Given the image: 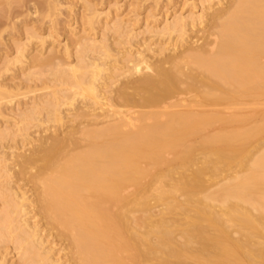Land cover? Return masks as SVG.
<instances>
[{
    "label": "bare ground",
    "instance_id": "6f19581e",
    "mask_svg": "<svg viewBox=\"0 0 264 264\" xmlns=\"http://www.w3.org/2000/svg\"><path fill=\"white\" fill-rule=\"evenodd\" d=\"M160 1V27L84 1L62 46L27 25L2 54L0 74L21 68L0 80V264H264V0Z\"/></svg>",
    "mask_w": 264,
    "mask_h": 264
},
{
    "label": "rangeland",
    "instance_id": "374dc122",
    "mask_svg": "<svg viewBox=\"0 0 264 264\" xmlns=\"http://www.w3.org/2000/svg\"><path fill=\"white\" fill-rule=\"evenodd\" d=\"M9 1H13V0H9ZM9 1H8V2H9ZM14 1H17V2H16L17 4H16L15 2H13V3H12V2H9V4H10L9 6L11 7V9H13V11L16 10L17 12H19V13H18L19 15L22 13V14L20 15V16H22V17L19 16V18L16 19V20H18V23H17V25H16L18 28H17L16 26L13 27V26H11V25H10L11 27H10V26L7 27V24H8V23H6V25H5L6 27H5V26L3 27V26L1 25L2 27L0 28V41H1V42H0V58H1V60H0V61H1V62H0V69H1V67H3V64H2L3 61H2V60H4V58H5L4 55L7 56V54L10 53V54H8V56L11 55L10 58L15 57V53H14V52H15V47L13 46V43H15L16 41H14V39L17 40L18 35H20V34H22L23 32H25L24 30H26L28 27H32V29H33V27H34V29H35V26H36V27L38 28L37 30H38V31L40 32V34L43 35V36L46 35V34L48 33L46 30H47V28H48L49 26L54 27V28H52V31L50 30V27L48 28V30H49V32H51L52 34H54V32H55L54 29L56 30V32H55V34H54L55 37H54V35H53V38H55V41H56V42H55V46H56V47H57V44H58V45L64 44V40H63V39H64L65 36H67V35L70 36V33H68V32H69L68 29H69L71 32H72L73 30H74L73 32H75V31H77V30H78V32H79V29H80V30L82 29L81 27L84 26V27L86 28V26H85L86 24H85L84 21H82V20H81V21H78V20H80V19H83L82 16H81V18H80V14H82L81 11L84 10V7H83V6H84V3H85V2H89V4L96 5V8L98 7V8H99L98 10H100L101 12L103 11L104 13H105V12L111 7L110 9L112 10L111 12H112L113 14H112V13H110V14H112V15H113L115 18H117V19H118V18H120L121 20L124 19V20H123L124 27H126V29H133V28H134V30H133L134 32H135V31L140 32V30H144V29L147 27V26H146V23H144V22H146V20L148 21V22H147V25H148V24L150 25V23H153L154 20L152 19V17L149 16V15H147V14L152 15V14L154 13V15H155V12H154V10H153V8H155V5H154V7H153V4H154L155 0H59L60 2L64 3L65 6L62 8V9H63V10H62V13H63V14L61 13V15L57 16V21H59V23L57 24V23H54V22H57L56 19H54L55 15L53 16V14H51V12H50V11H52V10H48V9H47L48 6L46 7V4H45V3H46V2H45L46 0H45V1H44V0H28V1L25 0V2H23L24 0H20V2H22V3H20L19 0H14ZM26 1H27V2H26ZM43 1H44V2H43ZM47 1H48V0H47ZM84 1H85V2H84ZM161 1H163V2H162V6H159V7H158V9H159L160 11H161V7H163V5L165 4L164 2H166L167 0H166V1L161 0ZM161 1H160V3H161ZM177 1H178L179 3H178ZM190 1H191V0H190ZM4 2H5V4H4ZM18 2H19V4H20V6H19ZM30 2H31V3H30ZM33 2H34V3H35V2H38V3H35V5H33ZM138 2H139V3H138ZM168 2H169V1H167V3H168ZM175 2H176V4L178 3L177 5H180V6H181L182 4H180V3H182L183 0H176ZM175 2H174V3H175ZM191 2H192V1H191ZM43 3H44V4H43ZM117 3H118V4H117ZM135 3H136V5H133V4H135ZM160 3H159V5H161ZM163 3H164V4H163ZM170 3H171V4H169V3L167 4V6L169 5V7L166 6V8H167V9L169 8V10L172 8L171 10H173L174 7H172V6H173L174 4L172 5L173 2H170ZM189 3H190V2H189ZM15 4H16V5H15ZM21 4H25V5L27 4V6H26L27 8L25 7V5H21ZM66 4H69V5H67L68 7L66 6ZM115 4H116L117 7H118L119 5H120L121 7L118 9V8L115 6ZM14 5H15V6H14ZM31 5H32V6H31ZM37 5H38V6H37ZM165 5H166V4H165ZM165 5H164V6H165ZM9 6L6 7V1H5V0H4V1H3V0H0V7H1L2 9H4V11L7 10V8H10ZM17 6H19V8H18ZM28 6H29V7H28ZM30 6H31V7H30ZM33 6L36 7V9H34ZM133 6H134V7H133ZM135 6H136V7H135ZM170 6H171V7H170ZM180 6H178V7L176 6L177 9H176V8H175V9H176V10H179V7H180ZM4 7H5V8H4ZM20 7H21L22 9H21ZM45 7H46V10L44 9ZM112 7H113L114 9H112ZM149 7H151V8H149ZM1 8H0V10H1V11H0V15L3 16V15H5V12H6V11L4 12ZM28 8H29V9H28ZM30 8H31V9H30ZM166 8H165V9H166ZM187 8H189V7L186 6L185 9L183 8V9H184L183 11H180V10H179V11L185 14V13H187L188 10H189V9H187ZM18 9H19V10H18ZM133 9H134V10H133ZM147 9H150V11H148L149 13L146 14V10H147ZM158 9H157V10H158ZM165 9L163 8V9H162V12L165 11ZM175 9H174V10H175ZM33 10H34V11H33ZM38 10H39V12H38ZM44 10L46 11L45 13H44ZM155 10H156V8H155ZM171 10H170V11H171ZM27 11L29 12L28 14H27ZM32 11H33V12H36V13H37V16H36V13H33ZM69 11H70V14H71V15H72V13H73L74 17L77 16V17H75V18L78 19V20H76V22L78 21L79 24H75L76 22L74 23V20L72 21V18H73L72 16H73V15L71 16V15L69 14ZM152 11H153V12H152ZM160 11H158V13H157V11H156V15L159 14ZM170 11H169V13H168V18H169V19L172 18V17H170ZM179 11H177V13H180ZM2 12H4V13H2ZM20 12H21V13H20ZM23 12H24V13H23ZM74 12H76V13L74 14ZM197 12H198V11H197ZM47 13H48V14H47ZM52 13H53V11H52ZM104 13H103V15H104V16H103V21L105 22V20L107 19V17H106V19L104 20V17H105V14H104ZM32 14H34V15H32ZM40 14H41V15H40ZM137 14H138V16H140V20H139L138 17H136ZM38 15H39V16H38ZM144 15H145V16L147 15L146 17H147L148 19H144V18H143ZM145 16H144V17H145ZM148 16L151 17V18H149ZM0 17H1V16H0ZM52 17H53V18H52ZM110 17H111V16H110ZM114 17H113V18H114ZM135 17L138 18V21H139V22L136 21L137 19L134 20ZM146 17H145V18H146ZM3 18H4V17H3ZM3 18H0V19H3ZM51 18L55 20L53 23L51 22ZM70 18H71V19H70ZM127 18H128V20H127ZM161 18H162V17H160V19H161ZM20 19L23 21V23H22V21L19 22ZM24 19L27 20V21H25L26 23H28V21H29V23L26 24V23L24 22ZM36 19H37L38 21H40V19H44L45 21L42 20L41 23H39ZM69 19H70L71 22H69V24H67ZM108 19H110V20H108ZM108 19H107V21H109L110 24H111V20H113L112 17H111V18H108ZM117 19H115V20H117ZM129 19H130V20H129ZM149 19H150V21H149ZM151 19L153 20L152 22H151ZM154 19H155V18H154ZM160 19H159V21H160V23L162 24L163 21L161 22V20H163V18H162L161 20H160ZM66 20H67V21H66ZM118 20H119V19H118ZM170 20H171V19H170ZM36 21L38 22V25H37V22H36ZM46 21H47V22H46ZM49 21H50V22H49ZM60 21H62V22H60ZM103 21H102V22H103ZM135 21H136L137 23H136ZM44 22H46V23H44ZM82 22L84 23V25H83ZM113 22H114V21H112V24H113ZM19 23H21V24L19 25ZM127 23H128V24H127ZM143 23H144L145 25H144ZM25 24H26V25H25ZM42 24H43V25H42ZM45 24H46V25H45ZM66 24H67V25H66ZM73 24H74V25H73ZM81 24H82V26H81ZM112 24H111V25H112ZM153 24H155V25H151L150 27H152V28H153V26H154V27H155V26H156V27H160L158 22H157V24H156V22L153 23ZM161 24H160V25H161ZM163 24H164V23H163ZM8 25H9V24H8ZM27 25H28V27H27ZM44 25H45L46 28L44 27ZM59 25H60V26H59ZM65 25L67 26V28L65 27ZM69 25H71V27H70ZM77 25H78V26H77ZM79 25H80V26H79ZM98 25L101 26L102 24L99 23ZM98 25H96V26H97L98 31H100L102 28H101L100 26H98ZM149 25H148V26H149ZM19 26H20V27H23V28H21L23 31L19 28ZM24 26H25V27H24ZM39 26L42 27L43 31H40V30H42V29H40L41 27L39 28ZM72 26H73V27H72ZM75 26H76L77 30H75V29H76V28H74ZM129 26H130V27H129ZM84 27H83V28H84ZM150 27H149V28H150ZM24 28H25V29H24ZM44 28H45V30H44ZM16 29H17L18 31H17ZM19 29L21 30V32H20ZM65 29H67V30H65ZM124 29H125V28H124ZM126 29H125V31H126ZM53 31H54V32H53ZM59 31H60V34L58 33ZM66 31H67V34H66ZM101 31H103V30H101ZM19 32H20V33H19ZM78 32H77V33H78ZM45 33H46V34H45ZM56 33H57V35H56ZM90 33H91V32H90ZM98 33H99V32H98ZM98 33H96V35H95V36H96V39H100L101 34H102V32H100L101 34H100V33L98 34ZM111 33H112V31H111ZM111 33L108 32V37H109V38H110V37L112 38V40H110V42H112V41L114 42V40H116L117 42H116L115 44L118 43V44H117L118 47H123V48H121V50H122V49L124 50V48H126L127 44H126V46H125V45H123V44H124V43H123L122 45L119 46V42H118L119 40H118L117 37H116L117 34L114 33V31H113L114 34H111ZM58 34H59V35H58ZM115 34H116V35H115ZM13 35H14V36H13ZM15 35H16V36H15ZM23 35L25 36V34L23 33V34L19 37V39L21 38V40H23V39H22V38H24ZM99 35H100V37H99ZM109 35H110V36H109ZM71 36H72V37H70L71 39L75 38V37L73 36V34H72ZM113 36H114V37H113ZM148 36H149V34H147V37H148ZM1 37H2V38H1ZM67 37H68V36H67ZM144 37L146 38V36H144ZM144 37H142V38L145 39ZM70 38H69V39H70ZM113 38H114V39H113ZM118 38H119V36H118ZM149 38H150V37H149ZM11 39H12V40H11ZM8 40H9V41H8ZM10 40H11V41H10ZM52 40H54V39H52V38H51V39H48L49 42L47 41L45 45L48 46ZM139 40H140V38H139ZM152 40L154 41L155 39H149V41L153 42ZM135 41L137 42L138 40H135ZM6 42L9 43L10 48H9V46L7 47ZM10 44H11V45H10ZM115 44H114V46L117 47V45H115ZM14 45H15V44H14ZM111 45H112V44H111ZM128 45H129V44H128ZM61 46H62V45H61ZM112 46H113V45H112ZM114 46H113V47H114ZM124 46H125V47H124ZM154 46H156V45H154ZM167 46H168V45H167ZM11 47H12L13 49H12ZM56 47H55V49H56ZM129 48H130V46L127 47V49H129ZM134 48H136V47L134 46ZM7 49H9V51H8ZM57 49H58V48H57ZM57 49H56V50H57ZM60 49H61V48H60ZM116 49L118 50V48H116ZM3 50H5L6 52L3 51ZM13 50H14V51H13ZM2 51H3V53H2ZM10 51H11V52H10ZM7 52H8V53H7ZM5 53H6V54H5ZM62 53H63V51H62ZM62 53H61V54H62ZM2 54H4V55H2ZM46 54H47V53H46ZM63 54H64V53H63ZM2 57H3V58H2ZM67 59H68V58H67ZM20 64H21V63H19V62H18V64L16 63V65H18L19 67H18V66H17V67H14L13 71H10L9 73H7V72H3V73H5V74H0V80H4V79H6V80H10V79L12 78V75L17 71V69H18V68H21V65H20ZM16 65H15V66H16ZM1 73H2V72H1ZM15 74H16V73H15ZM44 80H45V78H44ZM39 82H42V81H41V80H40V81H37V84H40ZM37 84L34 85V83H33L34 86H36ZM41 84H42V83H41ZM41 84H40V85H37L36 87H38V86H39V87H38V88L35 87V89L38 90V89H41V87H42V88L45 87V84H44V83H43L42 85H41ZM43 85H44V86H43ZM25 86H26V85H25ZM34 86H33V87H34ZM40 86H41V87H40ZM28 87H29V86L24 87L22 91H23V92L28 91V92H26V93H27L26 96H29L30 98H29V97H26V99H25V97H23V96L20 97L21 99H20V98H15V100L13 101V104H14V103H16V104L18 103V104H19L21 101H24V100L28 102V101L31 100L32 97H33V98H34L35 96L37 97V95H38V97H39L40 94H41V95H42V94H44V95L46 94V93H41V92L44 90V88H43L42 91H40V90H38V92L35 91L37 94H36V93L34 94V91L30 90V87H29V88H28ZM33 90H34V89H33ZM29 91H30V92H29ZM46 91H47V93L49 92L48 89H45L44 92H46ZM32 92H33V93H32ZM34 95H35V96H34ZM23 98H24V99H23ZM28 99H30V100H28ZM25 101H24V103L22 102V103H20V104H22V105L24 104L25 107H26V104H27V103H25ZM261 102H262L263 105H262V106H259V107H261V108H259V109L262 110L261 112L264 113V99H263V101H261ZM24 105H23V107H24ZM246 108H247V107H245V108H243V110H241L242 113L245 112L244 114L241 113L242 115H246L247 113H248V114L250 113V111H251V107H249L250 109H246ZM244 109H246V110H248V111H245ZM235 111H236V110H235ZM237 111H239V110L237 109ZM237 111H236V112H237ZM230 112H231V111H230ZM232 112H234V111L232 110ZM89 120H90V119H88V121H87V120H86V121L89 122ZM101 120H102V119H100V122H102ZM104 120H106V119H104ZM104 120H103V122H105ZM108 120H109V119H108ZM108 120H107V122H108ZM111 120H112V119H111ZM83 121H84V120H83ZM86 121L84 122L85 125L88 124ZM2 122H3V120H2ZM24 122H25V121H24ZM91 122L93 123V121H91ZM91 122H90V123H91ZM95 122H96V121H95ZM95 122H94V123H95ZM103 122H102V123H103ZM107 122H105V124H103V126L109 124V122H108V123H107ZM9 123H10V125H9V124H4L5 127H6V126H10V127H11V122H9ZM69 123H72V122H69ZM94 123L92 124V126H94ZM102 123H101V125H102ZM1 124H2V123H1ZM12 124H13V123H12ZM72 124H76V123L73 122ZM21 125H22V124H21ZM83 125H84V124H83ZM30 126H31V125H30ZM81 126H82V125H81ZM29 128H30V132H31V134L33 133L35 136H36V134L38 135V133H34V131H35L37 128H33L32 126L29 127ZM41 129H43V128H40V131H41ZM52 129L54 130L55 128H52ZM37 130L39 131V129H37ZM28 131H29V130H28ZM42 133L45 134L44 132H42ZM46 133L49 134V131H47ZM58 133H60V132H58ZM34 135H32V136H34ZM32 136H31V137H32ZM7 143L9 144V146H11V145H13L15 142H13V144H12V141H9V142L6 141L5 146L8 145ZM14 145H15V144H14ZM14 145H13V146H14ZM27 147H28V145H27L25 148L28 149L30 146H29L28 148H27ZM1 150H2V148H1ZM5 151L8 152L9 150L6 148ZM170 157L172 158L173 155L170 154ZM3 163H4V162H3ZM3 163H1L2 166H3ZM2 168H3V167H2ZM0 169H1V168H0ZM0 172H1V171H0ZM0 175H1V173H0ZM225 175H226V173H225V172H224V173L222 172V173H221V176H220V175H217V176L215 177V180H216V181H220V180H222L223 177H225ZM0 177H1V176H0ZM1 178H2V179H1ZM1 178H0V184L2 183L1 180H4L5 177H4V178L1 177ZM205 178L208 179V175H207ZM4 183H5V182H4ZM4 183L1 184L0 186H1V187H2V186H5ZM30 193H31V192H30ZM0 203H1V202H0ZM0 205H1V204H0ZM1 208H2V207H1ZM156 208H157V207H156ZM156 208H155V209H156ZM155 209H154V210H155ZM158 209H159V208H158ZM156 211H157V209H156ZM59 246H60V245H58L57 247H59ZM9 247H10V246H9ZM15 255H16V256H15ZM7 257L10 259V261H11V260H14L13 263H15V262H18V263H19V260L16 261L17 259H19V257H18L17 254H16V251H12V253H11V254H8ZM18 263H17V264H18Z\"/></svg>",
    "mask_w": 264,
    "mask_h": 264
}]
</instances>
